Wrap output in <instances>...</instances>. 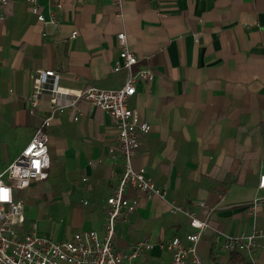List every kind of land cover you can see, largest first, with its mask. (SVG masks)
Listing matches in <instances>:
<instances>
[{
  "label": "crops",
  "instance_id": "crops-1",
  "mask_svg": "<svg viewBox=\"0 0 264 264\" xmlns=\"http://www.w3.org/2000/svg\"><path fill=\"white\" fill-rule=\"evenodd\" d=\"M37 3V13L21 0H10L2 10L0 173L48 114L46 91L35 116L27 112L39 72L56 71L59 88L70 93L89 86L119 89L125 73L111 66L119 53L116 35L123 32L138 60L133 71L154 73L128 101L151 128L140 138L133 167L144 169L165 198L126 192L136 210L118 221L116 249L149 242L153 249L136 264H170V252L159 244L172 237L185 243L194 232L183 214L170 213L175 204L208 223L197 244L200 258L207 264H242L237 253L217 260L212 253L217 233L264 232V191L257 189L264 175V0H123L122 17L112 0ZM77 105L78 112L66 110L45 130L47 178L31 183L21 196L25 213H33L25 219L54 241L79 231L103 233L106 200L120 174L112 118L85 101ZM255 199L261 203L253 214L248 206ZM256 259L264 264V238Z\"/></svg>",
  "mask_w": 264,
  "mask_h": 264
},
{
  "label": "built area",
  "instance_id": "built-area-1",
  "mask_svg": "<svg viewBox=\"0 0 264 264\" xmlns=\"http://www.w3.org/2000/svg\"><path fill=\"white\" fill-rule=\"evenodd\" d=\"M9 1L0 0V21L5 19L2 10ZM21 1L32 5L37 13V0ZM112 1L122 17L123 0ZM56 7L60 8L61 4L58 2ZM37 19L39 22H45L40 14ZM50 23H54L53 18ZM76 35V32H72L70 38L73 39ZM116 40L119 53L111 71L125 73L124 84L119 89L106 90L89 86L70 93L59 88V75L56 71L39 72L37 89L34 98L29 101L27 112L31 117L35 116L38 98L46 91L51 98L48 114L40 121L33 138L20 155L0 173V188L10 190V202H0V264H136L138 258L153 249L154 245L149 242L133 243L124 252L115 247L118 221L128 218L136 210L134 203L125 196L127 191L140 192L147 199L165 198V192L147 177L144 169L133 167V160L141 147L140 138L147 135L151 128L146 121L139 119L137 111L128 107V101L136 94L138 85L153 80L154 73L149 68L141 67L133 71L138 60L129 50L125 33H118ZM79 101L87 102L112 118L116 130L114 150L120 158V174L114 192L106 200L103 233L99 235L92 230L79 231L67 240L54 241L51 237L39 233L35 221L25 219L21 196L31 183L47 178L50 157L45 130L66 110L78 112ZM36 162H39L38 166H35ZM82 181L86 182V178H82ZM257 189L264 191V175L259 176ZM260 203V199H255L248 206L249 212L254 214ZM200 206L205 207L204 203ZM170 213L183 214L189 219V225L194 230L185 237V243L179 237H172L159 244L160 248L170 252V264H207L197 253V244L208 225L207 221L197 219L194 212L175 204L170 206ZM263 238L264 232L260 230L239 237L217 233L212 260H217L224 254L242 252L246 256V261L242 264H257L258 241Z\"/></svg>",
  "mask_w": 264,
  "mask_h": 264
},
{
  "label": "rangeland",
  "instance_id": "rangeland-1",
  "mask_svg": "<svg viewBox=\"0 0 264 264\" xmlns=\"http://www.w3.org/2000/svg\"><path fill=\"white\" fill-rule=\"evenodd\" d=\"M19 151V150H18ZM18 151L15 149V150H13L12 151V156L14 157V156H17L18 155ZM50 156L52 157L53 155H52V153H50ZM57 166V165H56ZM59 167V166H58ZM53 169H55V171L53 172L54 173V181H56L57 179H58V175H56V168H53ZM53 169H51L50 170V173L52 172V170ZM23 214H24V216L27 218L28 217V219H29V216H32L33 215V213H25V211H24V207H23ZM60 224V223H59ZM60 225H62V224H60Z\"/></svg>",
  "mask_w": 264,
  "mask_h": 264
},
{
  "label": "clouds",
  "instance_id": "clouds-1",
  "mask_svg": "<svg viewBox=\"0 0 264 264\" xmlns=\"http://www.w3.org/2000/svg\"><path fill=\"white\" fill-rule=\"evenodd\" d=\"M0 202H10V190L0 188Z\"/></svg>",
  "mask_w": 264,
  "mask_h": 264
},
{
  "label": "trees",
  "instance_id": "trees-1",
  "mask_svg": "<svg viewBox=\"0 0 264 264\" xmlns=\"http://www.w3.org/2000/svg\"><path fill=\"white\" fill-rule=\"evenodd\" d=\"M247 156H248V157H251L252 154L249 153V154H247ZM222 182H224V181H222ZM222 182H221V183H222ZM231 184H233V182H231L230 185H231ZM228 185H229V184H225V187H227ZM223 187H224V186H223ZM233 254H234V253H232L231 255H233ZM237 255H238L237 257H238V262H239V263H243V262L246 261V260H245V257H244V255H243L242 252L237 253Z\"/></svg>",
  "mask_w": 264,
  "mask_h": 264
},
{
  "label": "snow or ice",
  "instance_id": "snow-or-ice-1",
  "mask_svg": "<svg viewBox=\"0 0 264 264\" xmlns=\"http://www.w3.org/2000/svg\"><path fill=\"white\" fill-rule=\"evenodd\" d=\"M39 165V162H36L35 166H38Z\"/></svg>",
  "mask_w": 264,
  "mask_h": 264
}]
</instances>
